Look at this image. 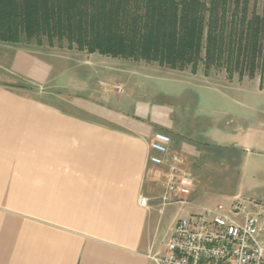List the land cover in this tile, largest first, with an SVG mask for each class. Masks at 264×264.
<instances>
[{
  "label": "crops",
  "instance_id": "0c3cea01",
  "mask_svg": "<svg viewBox=\"0 0 264 264\" xmlns=\"http://www.w3.org/2000/svg\"><path fill=\"white\" fill-rule=\"evenodd\" d=\"M33 58L19 55L14 64L24 60L30 74L51 78L52 67ZM257 85L198 72L190 81L151 83L147 93L129 87L87 110L77 106L80 93L74 115L0 89V264H158L175 221L215 209L226 193L162 204L163 178L148 163L158 132L172 138L171 152L191 174L223 177L227 159L235 197L263 204Z\"/></svg>",
  "mask_w": 264,
  "mask_h": 264
},
{
  "label": "trees",
  "instance_id": "16d2710c",
  "mask_svg": "<svg viewBox=\"0 0 264 264\" xmlns=\"http://www.w3.org/2000/svg\"><path fill=\"white\" fill-rule=\"evenodd\" d=\"M242 2L247 7L248 0H0V41L66 40L89 54L173 70L203 63L230 80L259 69L263 83L264 17L248 19Z\"/></svg>",
  "mask_w": 264,
  "mask_h": 264
},
{
  "label": "rangeland",
  "instance_id": "374dc122",
  "mask_svg": "<svg viewBox=\"0 0 264 264\" xmlns=\"http://www.w3.org/2000/svg\"><path fill=\"white\" fill-rule=\"evenodd\" d=\"M241 6V10L247 12L248 19L252 18L254 13L264 17V0H248L247 7L244 2ZM24 54L34 57V60L42 61V64H47L50 68L52 67V77L47 80L45 75H41L39 72L33 76L30 74L32 72L29 73V69L26 70L27 63L25 64L24 60V65L23 63L22 65L14 64L16 57ZM198 72H202L206 77L223 75L231 83L234 78L238 82L255 79L258 84L257 90H264V80L262 83L259 69L253 78L245 76L242 80L238 74H235L234 78L230 80L224 70L212 68L206 72L203 63L198 64L195 72L191 65L181 70H173L168 66H161L156 61L113 58L100 53L89 54L87 50H79L76 44L70 46L66 40L54 39L52 44L47 37L41 38V44L35 38L28 40L25 37L17 44L0 41V89L23 95L32 100L33 104L60 106L70 115H74L70 110L72 111L74 100L80 93L85 97H82V102H79L77 106H84V109L87 110L90 103H106L112 93L122 96L131 87V90L137 89L147 93L152 90L151 83L159 82L161 86H166L174 80L190 81V78L196 76ZM77 116L85 115L77 113ZM231 166H233L232 163L227 162L226 159L224 167H219L224 169L223 177L202 178L199 170L194 169L192 171L191 197L204 192L213 196L222 191L226 193L221 195L219 205L230 204L234 200L233 191L236 187V176L234 175L236 173L227 170ZM245 198L251 199L250 196H245ZM204 199L201 198L198 202L207 204ZM252 200L256 201V199Z\"/></svg>",
  "mask_w": 264,
  "mask_h": 264
},
{
  "label": "built area",
  "instance_id": "2783aa9c",
  "mask_svg": "<svg viewBox=\"0 0 264 264\" xmlns=\"http://www.w3.org/2000/svg\"><path fill=\"white\" fill-rule=\"evenodd\" d=\"M172 138L163 132L149 143L148 163L153 176L163 178L162 204L191 195L192 174L182 157L170 149ZM149 200L140 204L148 207ZM158 264H264V205L237 196L229 205L179 218L164 245V253L155 257Z\"/></svg>",
  "mask_w": 264,
  "mask_h": 264
}]
</instances>
